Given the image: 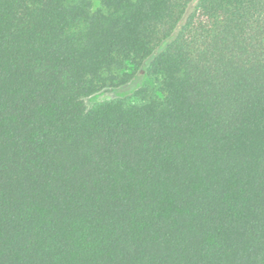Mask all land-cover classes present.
<instances>
[{
    "label": "trees",
    "instance_id": "1",
    "mask_svg": "<svg viewBox=\"0 0 264 264\" xmlns=\"http://www.w3.org/2000/svg\"><path fill=\"white\" fill-rule=\"evenodd\" d=\"M0 264H264V0H0Z\"/></svg>",
    "mask_w": 264,
    "mask_h": 264
},
{
    "label": "rangeland",
    "instance_id": "2",
    "mask_svg": "<svg viewBox=\"0 0 264 264\" xmlns=\"http://www.w3.org/2000/svg\"><path fill=\"white\" fill-rule=\"evenodd\" d=\"M95 5H97L96 1H95ZM150 82L151 81L149 77L146 75L144 71H142L131 82H129L124 86L118 88H106L86 98L85 104L87 105V107H91L96 103L105 100L117 99V98H129L133 95L136 89Z\"/></svg>",
    "mask_w": 264,
    "mask_h": 264
}]
</instances>
